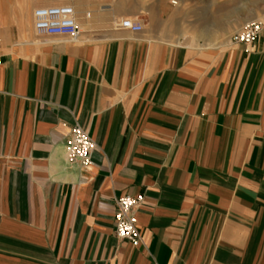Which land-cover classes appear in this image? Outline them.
<instances>
[{"label":"crops","instance_id":"obj_1","mask_svg":"<svg viewBox=\"0 0 264 264\" xmlns=\"http://www.w3.org/2000/svg\"><path fill=\"white\" fill-rule=\"evenodd\" d=\"M62 1L74 39L35 34L31 0L0 14L23 34L0 43V264H264V28L234 42L240 0ZM121 196L142 197L136 246Z\"/></svg>","mask_w":264,"mask_h":264},{"label":"built area","instance_id":"obj_2","mask_svg":"<svg viewBox=\"0 0 264 264\" xmlns=\"http://www.w3.org/2000/svg\"><path fill=\"white\" fill-rule=\"evenodd\" d=\"M31 19L33 31L37 35H58L70 39L77 36V24L70 6L37 7L32 11ZM118 27L131 32H138L141 29L139 24L128 19L119 22ZM262 30V22L249 21L235 34L234 42L250 46L259 38ZM95 149V143L80 126L75 125L69 130L67 138V159L69 161L85 167L90 164V157ZM114 203L113 224L116 238L132 246L138 245L140 235L137 229L136 212L142 203V197L121 196L115 199Z\"/></svg>","mask_w":264,"mask_h":264},{"label":"rangeland","instance_id":"obj_3","mask_svg":"<svg viewBox=\"0 0 264 264\" xmlns=\"http://www.w3.org/2000/svg\"><path fill=\"white\" fill-rule=\"evenodd\" d=\"M23 0H0V14L14 13L16 10V6L21 5ZM32 2V11L37 7H43V3L40 0H31ZM52 5H61L64 4L62 0H50ZM235 7H228L225 11V20H237L240 23L237 25L225 24V28H241L245 23L249 21H253V19H249V15L252 11L248 8L249 1L248 0H240L234 3ZM236 6H239L238 8ZM32 11L30 12L32 14ZM263 24L264 28V11L258 10L256 19ZM32 26V19H31ZM208 28H217V24L212 21V18L209 19ZM3 28V31H0V43L4 44L7 42H12V40L20 37L22 32L19 30L16 23H0V29ZM212 35V34H210Z\"/></svg>","mask_w":264,"mask_h":264}]
</instances>
